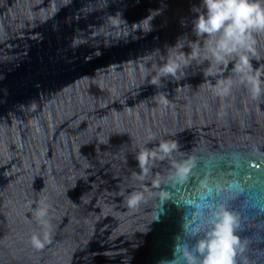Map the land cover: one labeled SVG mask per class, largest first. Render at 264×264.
<instances>
[{"label": "water", "instance_id": "obj_1", "mask_svg": "<svg viewBox=\"0 0 264 264\" xmlns=\"http://www.w3.org/2000/svg\"><path fill=\"white\" fill-rule=\"evenodd\" d=\"M201 2L0 0V264H186L220 205L235 264H264V189H232L264 165V33L247 53L258 96L234 58L158 75L190 51L168 47L196 39Z\"/></svg>", "mask_w": 264, "mask_h": 264}, {"label": "clouds", "instance_id": "obj_2", "mask_svg": "<svg viewBox=\"0 0 264 264\" xmlns=\"http://www.w3.org/2000/svg\"><path fill=\"white\" fill-rule=\"evenodd\" d=\"M191 11L196 15L192 20V33L195 40L180 45L177 39L175 46L168 48L187 47L190 49L181 58H169L159 69L158 75L175 77L182 68L189 67L191 61H208L209 67L213 63L217 66L225 63L229 58L235 59L234 71L241 74L251 84L254 96L261 93L260 81L257 76L251 75L252 68L247 53L254 49L256 43L254 34L264 33V0H202L200 6L193 5ZM161 15V9H150L149 15L139 23L148 25L147 31H152L151 21L156 15ZM186 26L182 23V27ZM203 38V42H198ZM247 70V71H246ZM155 82V80L153 81ZM176 148L175 143H160L159 152L169 154ZM157 156L156 150L145 148L136 155V161L141 170L147 171V164L151 158ZM162 158V157H161ZM181 173L186 169L179 168ZM139 195L129 198V204L135 205ZM38 218L47 215V209L38 212ZM211 226L204 232L203 238L195 244V254L185 250L183 256L186 264H235L236 246L239 238L234 234L237 217L224 205H220L212 214ZM200 228L195 232L198 234ZM31 243L36 248H42L44 242L38 236H32Z\"/></svg>", "mask_w": 264, "mask_h": 264}, {"label": "snow or ice", "instance_id": "obj_3", "mask_svg": "<svg viewBox=\"0 0 264 264\" xmlns=\"http://www.w3.org/2000/svg\"><path fill=\"white\" fill-rule=\"evenodd\" d=\"M209 167L211 168L212 165L210 164ZM220 168H223V165L220 166ZM252 168L258 169L257 171H253ZM252 168L249 169L248 175L251 179V187L244 188L241 187L239 184H234L232 186L233 191L237 194L236 200L239 201L241 198L244 197L245 192H250L252 189L256 187H260L261 189H264V165L256 164L252 166ZM215 176H219V170L215 173H213ZM232 208H235V204L232 205ZM239 264V262H237Z\"/></svg>", "mask_w": 264, "mask_h": 264}]
</instances>
